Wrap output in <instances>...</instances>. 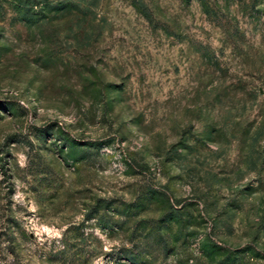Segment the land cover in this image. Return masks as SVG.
Instances as JSON below:
<instances>
[{"label":"rangeland","instance_id":"1","mask_svg":"<svg viewBox=\"0 0 264 264\" xmlns=\"http://www.w3.org/2000/svg\"><path fill=\"white\" fill-rule=\"evenodd\" d=\"M0 264H264V0H0Z\"/></svg>","mask_w":264,"mask_h":264}]
</instances>
